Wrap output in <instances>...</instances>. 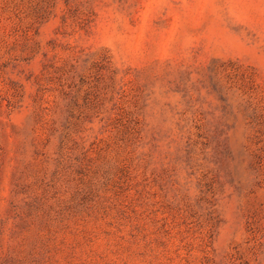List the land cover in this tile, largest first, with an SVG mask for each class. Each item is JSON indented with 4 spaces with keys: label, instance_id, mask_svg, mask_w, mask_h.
<instances>
[{
    "label": "rangeland",
    "instance_id": "rangeland-1",
    "mask_svg": "<svg viewBox=\"0 0 264 264\" xmlns=\"http://www.w3.org/2000/svg\"><path fill=\"white\" fill-rule=\"evenodd\" d=\"M0 264H264V0H0Z\"/></svg>",
    "mask_w": 264,
    "mask_h": 264
}]
</instances>
